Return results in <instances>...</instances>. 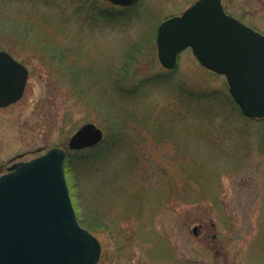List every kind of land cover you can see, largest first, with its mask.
Here are the masks:
<instances>
[{
  "label": "rangeland",
  "instance_id": "obj_1",
  "mask_svg": "<svg viewBox=\"0 0 264 264\" xmlns=\"http://www.w3.org/2000/svg\"><path fill=\"white\" fill-rule=\"evenodd\" d=\"M197 1L140 0L125 8L107 0H0V48L30 71L23 98L0 108V176L55 147L73 154L78 173L70 180L83 218L86 203L93 208L98 264H264V119L246 117L227 78L206 69L191 48L173 71L158 58L159 26ZM223 5L264 34V0ZM30 18L42 37L24 30ZM46 39L74 47L95 71H81L74 84V71L51 64ZM123 111L141 122L153 113L162 141L149 122L128 120L120 130ZM88 123L103 129L105 146L83 166L68 145ZM168 127L175 133L166 139ZM132 154L135 171L121 173ZM118 174L125 177L117 183Z\"/></svg>",
  "mask_w": 264,
  "mask_h": 264
},
{
  "label": "water",
  "instance_id": "obj_2",
  "mask_svg": "<svg viewBox=\"0 0 264 264\" xmlns=\"http://www.w3.org/2000/svg\"><path fill=\"white\" fill-rule=\"evenodd\" d=\"M108 1L131 7L140 0ZM157 47L168 70L191 48L204 67L226 76L246 116L264 118V34L228 14L223 0H198L163 22ZM28 79L27 66L0 48V108L22 99ZM104 139L103 129L88 123L71 137L69 149L94 148ZM67 156V150L55 147L0 177V264L99 263L101 242L81 225L72 201Z\"/></svg>",
  "mask_w": 264,
  "mask_h": 264
},
{
  "label": "trees",
  "instance_id": "obj_3",
  "mask_svg": "<svg viewBox=\"0 0 264 264\" xmlns=\"http://www.w3.org/2000/svg\"><path fill=\"white\" fill-rule=\"evenodd\" d=\"M105 15L108 18H113L108 13H106ZM28 22L30 24H28V25H26L24 27V30L27 32V34L29 35L30 33H32L35 37H38V38L42 37L43 33L38 31L39 30V26L36 25V24H32L33 21L31 20V18L29 19ZM46 40H47V42H44V45L46 47L45 51H48V52L52 53L51 55H53L51 64H56V63L59 64V65L64 64V65L67 66V69L69 71H74L72 73V75H71L73 83L79 78L78 73H80L81 77H82L83 73L81 71H95V68H94V66L91 63L92 61L90 59H87L86 57H85L86 59H84L83 57H80L81 55L76 53L74 47L62 50L61 46H59V44H60L59 42H57L55 40H52V41L48 42V39H46ZM35 41H36V44L34 43L35 46H38V41L37 40H35ZM83 60L85 61V63H83V64H85V66L87 65L85 70L81 67L82 63L80 64V62H82ZM92 77H93L94 80H96L95 78L98 77V74L94 73L92 75ZM153 116H154L153 113H151L149 115H146V117H145L143 122H145L146 124H147V122H149L151 126H156V128L154 130L155 132L153 131L154 127L152 129L151 128L150 129H151V131L153 133L152 134L153 137L155 136L154 139L159 142V141H162V139L161 140L159 138L157 139V136L155 134H156L157 131H159V133H161L160 130L162 128V126H161L162 124L160 122L159 123L152 122V119L155 118ZM121 117L122 118H121L120 122L117 123L116 126L119 127L120 130H122V131L126 130V125L128 124V120L132 121L133 125H139L141 123L143 124V122L140 121L142 119V117L138 113L130 114L127 111H123L122 114H121ZM129 129L130 128H128V130ZM173 129H175L174 126H173ZM171 130L172 129L169 130V127H168V129L164 128V130H163L164 134H162V136L167 137L166 139H169L170 137H173L175 132H173ZM124 137L125 136H124L123 133L121 135H119V139L116 140L112 144V146H110L109 151H114L115 149H113V148L117 147L119 145V143L123 142L122 140H124ZM177 145H178V147L181 146L180 144H177ZM102 146H105V144L104 143L100 144L99 146H97L95 148H92V149H86V150L77 151L76 154L78 156L79 163L81 162L83 164V166L89 164L91 162L90 158L94 154V151L99 150ZM131 156L132 157H131L130 163H129V160H128V162L125 161L124 164H126L127 166H122L121 167V170H120L121 173H123V172L124 173H130V172H134L135 171V168L134 169L132 167L128 168V166H131L133 156L136 157L134 161L138 160L137 154L136 155L132 154ZM75 163H76V160L74 158V155L73 154L69 155L67 160H66V164H65V170H66L68 181L72 178L74 173L77 172L76 171L77 169H75V165H76ZM123 177H125V175L118 174L116 177L114 176V180H115V182L118 183L120 180H123ZM135 178H136V175H135ZM69 185H70V189H71V195H72V198H73V202H74V205L76 207V210H77V213H78L79 219L81 220L82 225L84 227H86L87 229H89L92 233H95V234L97 233L98 234V231L95 229L93 224L89 221L90 217H88V216H91V213H92L91 211L93 209L91 204H89V202L86 203V210L85 211H86L87 217H84V218H87V219H86V222H85L83 220L84 219L83 215L80 213V204H79V200L77 198V193H76L77 188L74 187V184H73V182L71 183V180L69 181ZM123 191H124L123 189H118L117 190V194H121V192H123ZM108 197H110V196L107 195V198ZM101 216H106V215L102 214ZM94 221H97V219H94Z\"/></svg>",
  "mask_w": 264,
  "mask_h": 264
}]
</instances>
